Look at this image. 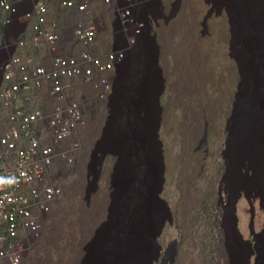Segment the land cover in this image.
<instances>
[{
  "label": "rangeland",
  "instance_id": "obj_1",
  "mask_svg": "<svg viewBox=\"0 0 264 264\" xmlns=\"http://www.w3.org/2000/svg\"><path fill=\"white\" fill-rule=\"evenodd\" d=\"M101 2L97 0L99 5ZM160 3L161 13L151 29V43L140 52L143 58L135 59V67H126L133 74L130 81H126L125 73L118 75L115 82V86L121 83L124 97L129 98L126 100L130 105L124 107L125 118L121 119L122 111L117 109V96L107 105L97 104L95 114H85L86 124L70 140V144L81 147L70 152L63 167L60 180L63 195L53 207L42 248L32 253L26 264H81L83 260L97 264L101 255V264H108L106 250L116 240L120 243L117 245V253L122 257L120 264H140V259L145 258L137 252L141 250V235L148 231L156 213V189L151 184L158 174L162 180L161 199L171 212H180L178 223L171 224L168 221L173 215H167L166 208L162 242L177 241L185 264H201L207 241L211 245L219 241L211 213L212 202L219 196L220 182L229 180L226 152L230 143L235 146L240 142L241 123L246 118L244 112L235 115L236 105L244 93L255 95L257 88L264 89V77H260L263 81L256 80L245 70V46L234 40L227 7L215 5L214 0H161ZM54 12L53 20L59 26L61 19L67 21L66 14ZM7 17L6 12L0 14V42L5 35L2 25ZM107 35L102 31L100 36L105 39ZM25 53L37 58L36 63L43 61L37 50ZM259 73H264V59L260 61ZM71 96L77 94L73 92ZM94 99L98 103L96 95ZM137 99L141 104L134 105ZM37 100L30 107L45 109L46 98ZM245 106L251 112L256 102L250 100ZM113 128L117 136L120 132L125 135L122 154L128 148L135 149L127 165L112 148ZM140 131L147 136H135L141 135ZM231 136H235L233 144ZM199 138L206 141L197 152ZM237 163L232 162L233 168ZM240 166V173H232L237 184L241 175L253 176L247 163ZM139 179L145 186L138 187ZM227 188L224 190L230 192L231 187ZM132 202L137 204L138 216L134 226L127 221L128 227L122 228L118 216L123 213V206ZM184 202L189 207L196 202L186 214ZM199 203L208 205L207 209L201 210ZM256 208L255 227L259 231L263 228L264 213L258 203ZM248 209L241 204L238 212L245 238L250 223ZM109 264H113L112 258Z\"/></svg>",
  "mask_w": 264,
  "mask_h": 264
},
{
  "label": "built area",
  "instance_id": "obj_2",
  "mask_svg": "<svg viewBox=\"0 0 264 264\" xmlns=\"http://www.w3.org/2000/svg\"><path fill=\"white\" fill-rule=\"evenodd\" d=\"M51 1L0 0V13L8 14L0 42V264H26L42 248L64 192L63 167L80 147L70 140L86 124L85 114L109 100L116 67L143 33L152 4L59 0L76 10L63 37L50 22ZM27 24L28 42L20 37ZM29 42L43 49V62L26 55ZM43 98L45 109L30 107Z\"/></svg>",
  "mask_w": 264,
  "mask_h": 264
},
{
  "label": "bare ground",
  "instance_id": "obj_3",
  "mask_svg": "<svg viewBox=\"0 0 264 264\" xmlns=\"http://www.w3.org/2000/svg\"><path fill=\"white\" fill-rule=\"evenodd\" d=\"M99 2V1H98ZM161 0H152V4L149 7L147 13V26L145 27L143 33L139 36L137 43L132 47V49L128 52L125 59L116 67L115 77L113 80V92L107 102L111 101L115 96H117V109L122 111L121 119L125 118L124 107H128L130 102L126 100L128 97H124V88H121L120 82H115L118 75L123 76L126 73V81L129 82L132 73H128L126 71V67L134 66V61L140 57V52L145 50L149 44L151 43V39L153 36L151 34V29L155 28V23H157L156 19L159 17L161 13ZM215 5L220 4L221 6L227 7V10L230 15V20L232 22L233 28V36L234 40L243 42L245 46V53L243 55L245 62L243 65L246 71H249L251 76L256 80H261L260 77H264V73H259L260 61L264 59V0H214ZM51 8V10H50ZM167 8H165L166 10ZM171 10V8H170ZM169 10V11H170ZM54 11H58V15L66 14V20L70 17H74L76 14V10L73 8H67L61 6L59 0H52L49 6V19L52 24L55 25V29L61 36L65 37V24L63 19L61 26L54 22ZM1 14V13H0ZM63 18V17H62ZM54 19V20H53ZM58 26V27H57ZM262 26V27H261ZM111 25L108 24L107 33L109 34L111 30ZM31 34L30 24L25 26L24 32L20 36L22 39H26L29 41V37ZM26 36V37H24ZM36 47V49H35ZM30 49L37 50L40 53L39 58H43L44 51L43 49L31 44L29 42L28 47L25 51H29ZM254 52V53H252ZM38 53V54H39ZM131 54V55H130ZM142 54V53H141ZM29 55V54H28ZM36 55V54H35ZM130 55V56H129ZM30 56V55H29ZM32 57V56H30ZM38 58V59H39ZM37 62V58L33 57ZM139 60V59H138ZM39 62V60H38ZM43 62V61H42ZM137 64V63H136ZM137 66V65H136ZM125 67V68H124ZM124 68V69H123ZM137 68V67H136ZM123 71L121 72V70ZM126 71V72H125ZM129 75H128V74ZM143 75H141L142 77ZM120 79V78H119ZM125 79V77H123ZM129 79V80H128ZM253 81V79H249ZM263 81V80H261ZM118 82V81H117ZM264 86V81L262 82ZM127 86V85H126ZM120 96V97H119ZM121 97L123 99L121 100ZM129 99V98H128ZM43 100V99H42ZM250 100L256 102V106H254L251 112H248L246 109V104L250 102ZM39 101V100H37ZM134 105L141 104L140 100H135ZM255 105V104H253ZM237 108L235 115L238 116L239 113L244 112L246 114L245 120L241 123L242 130L240 133V142L237 145L233 146L229 145V151L226 152L227 159V169H229L227 183L225 181L220 182V191L219 196H217L212 204L214 208H212V212L214 213L213 217L215 220L214 226H216L218 236V242L211 245V241H207L204 248V256L205 260L202 261L201 264H264V224L263 228L259 231L256 230L255 227V217H256V205L258 203L259 210L264 213V159L262 152L264 151V89L261 87L257 88L256 94H247L244 93L242 98L237 103ZM97 111V110H96ZM94 112V114L96 113ZM163 113V112H162ZM161 113V114H162ZM124 115V116H123ZM92 117V116H91ZM150 116H148L149 119ZM145 119V118H144ZM162 120V118H161ZM114 127V125H113ZM158 126L156 125L157 131ZM112 131V148L119 152L120 161H122L125 165H127V161L131 159V155L133 154L135 149L132 147L122 154L123 144H122V136L121 132L118 135L117 130L113 128ZM141 135L135 136H147V133L140 131ZM157 133V132H156ZM111 134V133H110ZM157 135V134H156ZM156 137V136H155ZM206 138V136H204ZM235 136H231L230 141L233 144V138ZM73 138V136H72ZM159 138V139H158ZM199 138V146L196 151H201L202 145L206 141V139ZM157 140L161 143L160 137L157 136ZM156 138L154 140V145L156 144ZM147 142L145 141V144ZM81 147V144H79ZM139 144H137L138 146ZM143 149L145 145H141V156L144 159L145 152ZM79 147V149H80ZM235 148V150H234ZM139 149V148H138ZM234 150V151H233ZM115 152V151H114ZM232 153V155H231ZM124 155V157L122 156ZM236 160L238 163L233 168L232 162ZM247 163V166L252 170L253 176H240L238 184H242L240 187L236 181L232 178L234 177V172L241 170V164ZM120 164V163H119ZM123 164V165H124ZM240 167V168H239ZM127 169V168H126ZM154 169V174H155ZM161 172V171H160ZM233 176V177H232ZM161 178L158 174L157 180L156 178L152 181L151 186L156 189L155 193V205H156V213L153 220L152 225L149 227L148 231L142 233V238L140 242V251H137L141 256L145 258L140 259V264H152L154 260V264H185L182 254L179 253V248L176 243L173 241H167L166 243L162 242V232L163 228H165L166 224V214L168 211L169 215H173L168 222L178 223L180 212H171V208L167 207V203H165L161 197ZM138 187L140 185H144L143 180H138ZM166 183V182H165ZM167 185V184H165ZM126 185H121V187ZM227 187H231V191H227L224 189H228ZM130 188H135L134 186H130ZM144 188V187H142ZM224 190V192L222 191ZM120 201H122L120 199ZM196 202L190 203V207L188 203H183L186 206L183 211L186 214L190 209L193 210V205ZM247 205L248 211L250 213V223L248 225V237H244L243 233L240 229V217H239V209L240 205ZM123 206V204H122ZM141 203L139 204V208ZM145 206V204H144ZM201 210H206L207 206L199 203L198 205ZM168 210H167V209ZM123 213H121L120 218L118 216L119 226L124 228L127 226V221L131 222V225L134 226V221L138 216V208L135 202L127 203L123 206ZM167 210V211H166ZM178 216V217H177ZM116 218V216H113ZM167 222V223H168ZM165 225V226H164ZM130 229V228H129ZM219 232V233H218ZM127 236V233H126ZM114 238L113 240H116ZM112 240V241H113ZM117 245L120 243L116 240L113 245L107 247V259L108 264L110 259L112 258L113 264H120V260L122 257L117 253ZM105 251V253H106ZM128 249L123 253V255H128ZM153 252V256L151 255ZM104 253V255H105ZM111 253V254H110ZM133 253V250L132 252ZM133 256V254H131ZM124 257V256H123ZM128 259V258H127ZM101 260L98 259L97 264H101ZM127 261V260H126ZM124 263V262H123ZM81 264H87L85 261H81ZM96 264V262H95Z\"/></svg>",
  "mask_w": 264,
  "mask_h": 264
},
{
  "label": "trees",
  "instance_id": "obj_4",
  "mask_svg": "<svg viewBox=\"0 0 264 264\" xmlns=\"http://www.w3.org/2000/svg\"><path fill=\"white\" fill-rule=\"evenodd\" d=\"M3 26V28H2V32L4 33V30H5V26L4 25H2ZM24 37H26V36H24Z\"/></svg>",
  "mask_w": 264,
  "mask_h": 264
},
{
  "label": "clouds",
  "instance_id": "obj_5",
  "mask_svg": "<svg viewBox=\"0 0 264 264\" xmlns=\"http://www.w3.org/2000/svg\"><path fill=\"white\" fill-rule=\"evenodd\" d=\"M3 25H4V23H3ZM4 32H5V30H4ZM108 102V101H107ZM107 102H106V105H107Z\"/></svg>",
  "mask_w": 264,
  "mask_h": 264
}]
</instances>
